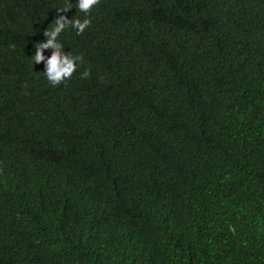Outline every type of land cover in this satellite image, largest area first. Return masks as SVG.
Segmentation results:
<instances>
[{
    "label": "trees",
    "instance_id": "1",
    "mask_svg": "<svg viewBox=\"0 0 264 264\" xmlns=\"http://www.w3.org/2000/svg\"><path fill=\"white\" fill-rule=\"evenodd\" d=\"M79 4L0 0V264H264V0Z\"/></svg>",
    "mask_w": 264,
    "mask_h": 264
},
{
    "label": "clouds",
    "instance_id": "2",
    "mask_svg": "<svg viewBox=\"0 0 264 264\" xmlns=\"http://www.w3.org/2000/svg\"><path fill=\"white\" fill-rule=\"evenodd\" d=\"M97 0H80L79 7L81 9H88L91 5L95 4ZM89 23L88 20H84L83 23L80 21H76L75 24L78 25L80 31H83L84 28ZM65 27V18L61 17L57 20V26L54 30L46 32V34L55 38L59 32ZM55 43L54 39L47 41L46 44L39 45L37 47V52L35 53V62L39 63L44 59L42 48L47 47L49 45H53ZM58 46V45H57ZM79 59V57H70L67 54L61 56L58 51H54L53 54L47 59L46 67L44 69L45 75L53 84H59L63 79L71 76L72 72L76 68V64L74 61ZM88 73L85 72L86 76Z\"/></svg>",
    "mask_w": 264,
    "mask_h": 264
}]
</instances>
